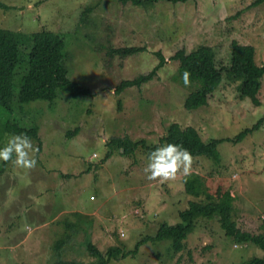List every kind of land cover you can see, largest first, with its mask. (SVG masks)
<instances>
[{
  "label": "rangeland",
  "instance_id": "obj_1",
  "mask_svg": "<svg viewBox=\"0 0 264 264\" xmlns=\"http://www.w3.org/2000/svg\"><path fill=\"white\" fill-rule=\"evenodd\" d=\"M257 1H160L140 7L118 0H0V29L61 35L69 77L89 89L76 97L60 91L55 101L17 105L12 114L0 109L1 122L39 126L41 138L32 140L39 148L35 168L0 161V264L59 259L94 264L90 242L103 253L110 247L134 251L163 225L179 224L190 202L205 203L207 194L215 197L218 190L234 194L237 223L264 225V77L260 105L242 94L243 78L226 73L208 104L190 111L186 100L199 85L186 87L180 62L170 61L180 51L191 54L205 46L214 50L219 67L229 65L238 43L254 47L258 65L264 66V4L255 6ZM88 7L93 13L82 23ZM123 48L147 52L109 57L110 50ZM158 52L167 64L156 78L115 92L122 80L150 72L159 63ZM260 121V129L243 142L220 143L219 161L194 158L190 174L174 181L147 179L150 152L143 147L130 156L113 149L106 160L112 138L154 147L177 123L195 128L210 143L235 139ZM0 134L4 146L10 135ZM195 176L205 192L197 198L185 182ZM217 221L198 220L183 253L169 241L147 243L135 257L109 264H245L264 257L256 246L229 239Z\"/></svg>",
  "mask_w": 264,
  "mask_h": 264
},
{
  "label": "trees",
  "instance_id": "obj_2",
  "mask_svg": "<svg viewBox=\"0 0 264 264\" xmlns=\"http://www.w3.org/2000/svg\"><path fill=\"white\" fill-rule=\"evenodd\" d=\"M122 4L132 3L135 6L146 7L160 1L172 4L187 3L192 0H118ZM264 4L258 0L254 5ZM93 13V8L88 7L81 14V22H87V17ZM25 48V50H24ZM232 60L229 65L218 66L216 55L210 47H200L191 54L180 51L170 61L180 62V74L190 73V83L197 84V88L186 100V108L190 111L200 108L209 102V98L222 83L223 74L229 73L237 78H243L242 94L251 97L257 105L261 104L262 78L264 66L256 61V50L251 46H242L234 43ZM66 42L61 35L52 32H42L34 35H24L0 29V109L12 114L17 105L24 106L37 100L55 101L60 91H68L73 96L89 93V89L79 85L68 75L65 66ZM26 51V52H23ZM145 48H123L110 50L109 57L127 59L145 53ZM159 63L147 74L136 76L133 79L122 80L115 88L117 94L122 93L126 87H140L144 83L156 78L158 72L167 64L161 52L156 53ZM261 124L242 132L235 139L212 140L205 143L199 132L193 128H183L180 124H173L167 136L160 140L159 145L174 143L188 149L193 159L198 157L210 158L219 161L218 146L223 141L240 143L250 134L260 129ZM13 134L27 133L31 140L40 138L39 126L24 128L11 121H0V133ZM1 135V134H0ZM73 135V133L69 134ZM108 145L111 151L106 160L113 155V149L120 155L130 156L135 154L139 147L151 152L157 146L149 147L145 141L134 142L128 138H112ZM0 147H3L0 145ZM42 148V144H41ZM114 150V151H115ZM6 164V163H5ZM186 187L189 194L200 197L205 193L202 189L201 179L197 176L186 178ZM208 195L207 202L192 201L190 208L180 214L181 222L171 226L165 224L161 227L156 237L146 238L139 243L134 251L123 252L120 247H110L106 253L101 252L95 245L89 243L87 250L97 260L94 264H109L113 260L135 257L141 246L147 243L172 242L173 250L183 253L189 236L194 232L198 220L218 219L221 228L229 239L244 245H254L264 253V225L257 226L256 222L248 219L234 220L236 198L231 191L218 190L214 195ZM215 198V199H212ZM241 223V224H240ZM64 242H60L56 249L60 250ZM55 264H82L75 261L58 260ZM245 264H264L263 258H255Z\"/></svg>",
  "mask_w": 264,
  "mask_h": 264
},
{
  "label": "clouds",
  "instance_id": "obj_3",
  "mask_svg": "<svg viewBox=\"0 0 264 264\" xmlns=\"http://www.w3.org/2000/svg\"><path fill=\"white\" fill-rule=\"evenodd\" d=\"M183 82L190 85V73L183 74ZM39 148L35 146L27 133L13 134L7 143L0 147V161L11 162L20 169H33L37 164ZM193 157L182 145L166 143L157 146L147 156L144 173L149 181L161 183L174 181L178 175L187 177L191 172Z\"/></svg>",
  "mask_w": 264,
  "mask_h": 264
}]
</instances>
